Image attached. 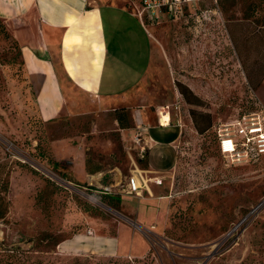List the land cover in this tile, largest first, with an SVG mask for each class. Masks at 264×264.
<instances>
[{
  "label": "rangeland",
  "instance_id": "374dc122",
  "mask_svg": "<svg viewBox=\"0 0 264 264\" xmlns=\"http://www.w3.org/2000/svg\"><path fill=\"white\" fill-rule=\"evenodd\" d=\"M115 2L140 23L121 14L116 35L107 24L109 43L129 35L123 49H134L145 30L153 73L123 103L81 95L51 122L40 117L20 45L0 28V264H264V156L223 155L217 136L264 116V0H181L144 23L141 0ZM120 109L130 128L120 127ZM140 112L150 122L168 114L182 130L167 172L149 173L147 146L132 137ZM137 169L163 185L127 194ZM106 188L120 201L102 199ZM90 225L97 235L119 231L122 249L140 257L60 251Z\"/></svg>",
  "mask_w": 264,
  "mask_h": 264
},
{
  "label": "crops",
  "instance_id": "0c3cea01",
  "mask_svg": "<svg viewBox=\"0 0 264 264\" xmlns=\"http://www.w3.org/2000/svg\"><path fill=\"white\" fill-rule=\"evenodd\" d=\"M113 1L0 0V21L21 47L25 74L44 121L64 116L71 98L79 107L81 95L99 99L102 104L123 103L153 73L152 38L145 36V30L141 28L145 42L136 44L134 49H123L129 35L109 43L107 24H113L116 35L121 14H126L133 23L139 22L125 5ZM138 18L144 23L139 15ZM127 54L133 56L127 57ZM136 119L137 127L144 129L143 143L147 146L150 171L163 173L172 169L177 162L180 126L172 120L166 124L167 118L162 119L161 115L150 122L140 112ZM136 133L137 128L133 139ZM82 173L85 179L90 174L86 166ZM96 231L97 227L91 225L82 229L62 241L60 251L74 256L130 254L140 257L132 247L122 249L119 231L116 235H97Z\"/></svg>",
  "mask_w": 264,
  "mask_h": 264
},
{
  "label": "built area",
  "instance_id": "2783aa9c",
  "mask_svg": "<svg viewBox=\"0 0 264 264\" xmlns=\"http://www.w3.org/2000/svg\"><path fill=\"white\" fill-rule=\"evenodd\" d=\"M181 0H141V10L138 15L154 17L163 9L172 11L176 4ZM264 115V111L261 112ZM242 118L234 123L224 125L222 129H218L220 149L223 155L239 160L251 161L253 158L264 156V116L258 114L256 118ZM170 123V122H169ZM168 123V124H169ZM143 127H137V133L134 136L135 143L141 147L145 145L143 142ZM146 146V145H145ZM149 173H152L151 171ZM144 171L137 169L129 178L125 192L129 195L140 196L144 191H149L151 185L162 186L163 180L158 177H148ZM104 194H114L110 189L103 190ZM92 232L89 230L88 232Z\"/></svg>",
  "mask_w": 264,
  "mask_h": 264
},
{
  "label": "trees",
  "instance_id": "16d2710c",
  "mask_svg": "<svg viewBox=\"0 0 264 264\" xmlns=\"http://www.w3.org/2000/svg\"><path fill=\"white\" fill-rule=\"evenodd\" d=\"M0 28H1V31H4V32L7 31V30H5L6 28H5L4 24H3L1 21H0ZM116 114H117V121H118L120 127H121L122 129L130 128V126L127 124V112H126V110H125V109H120V110H118V111L116 112ZM194 114H195V112H194ZM210 128H211L210 116H208V119H207V121L205 122V125H203L202 127L199 126L198 124H196V129L198 130V132H199L200 134L205 133V132L208 131ZM260 157H261V156H260ZM145 162H147V164H148V166H149L148 161L145 160ZM149 167H150V166H149ZM104 195H105V197H102V199H104V200L108 199L110 205H113L115 201H117V202L120 201V199L117 198V197H113V196L106 195V194H104ZM90 210H91V208H88V209L85 210V212H86V213H89Z\"/></svg>",
  "mask_w": 264,
  "mask_h": 264
},
{
  "label": "bare ground",
  "instance_id": "6f19581e",
  "mask_svg": "<svg viewBox=\"0 0 264 264\" xmlns=\"http://www.w3.org/2000/svg\"><path fill=\"white\" fill-rule=\"evenodd\" d=\"M163 115H166V116H165V118H167V120H166V122H165V123L167 124V121H168V123H169V122H170V120H169V117H167V115H168V114H163Z\"/></svg>",
  "mask_w": 264,
  "mask_h": 264
}]
</instances>
